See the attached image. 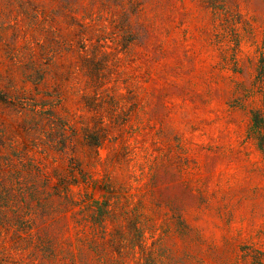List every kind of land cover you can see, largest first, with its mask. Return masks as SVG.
Wrapping results in <instances>:
<instances>
[{
    "label": "rangeland",
    "instance_id": "1",
    "mask_svg": "<svg viewBox=\"0 0 264 264\" xmlns=\"http://www.w3.org/2000/svg\"><path fill=\"white\" fill-rule=\"evenodd\" d=\"M0 264H264V0H0Z\"/></svg>",
    "mask_w": 264,
    "mask_h": 264
}]
</instances>
